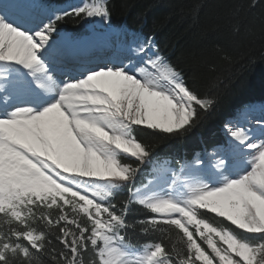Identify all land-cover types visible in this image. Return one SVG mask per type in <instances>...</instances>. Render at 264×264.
<instances>
[{"label": "snow or ice", "instance_id": "obj_1", "mask_svg": "<svg viewBox=\"0 0 264 264\" xmlns=\"http://www.w3.org/2000/svg\"><path fill=\"white\" fill-rule=\"evenodd\" d=\"M71 17L112 29L108 0H0V264H264V105L172 167L138 133L187 136L217 98L151 35L82 56Z\"/></svg>", "mask_w": 264, "mask_h": 264}, {"label": "trees", "instance_id": "obj_2", "mask_svg": "<svg viewBox=\"0 0 264 264\" xmlns=\"http://www.w3.org/2000/svg\"><path fill=\"white\" fill-rule=\"evenodd\" d=\"M247 3L108 0L112 24L153 36L162 52L187 73L192 87L218 100L204 123L187 136L138 133L139 139L156 146V156L188 157L209 149L221 140L219 128L230 113L242 105L264 103V7L249 10ZM77 22L66 18L58 27L76 29ZM152 239L133 236L141 243Z\"/></svg>", "mask_w": 264, "mask_h": 264}, {"label": "rangeland", "instance_id": "obj_3", "mask_svg": "<svg viewBox=\"0 0 264 264\" xmlns=\"http://www.w3.org/2000/svg\"><path fill=\"white\" fill-rule=\"evenodd\" d=\"M44 2L46 3V4H49L46 0H44ZM82 2H84V0H76V1H74V2H72V3H69L68 5H66V6H64V10H67V9H69V6H78V5H80ZM50 5V4H49ZM53 10V9H52ZM72 19H76L78 22V24L76 25L77 27H78V25H79V27L81 28V26L83 25V28L84 29H86V25H88V26H90V25H92L96 30H99V31H103V32H105V31H107L108 32V30H107V26L104 24V23H102V22H100L99 20H94L93 22H91V23H86L84 20H81V19H79V18H76V17H72ZM109 33H111V31L109 32ZM115 34H116V36L117 37H123L119 32H114ZM112 34V33H111ZM110 34V35H111ZM222 127V126H221ZM223 136V135H222ZM196 154V153H195ZM192 155V156H188V159L189 160H191L194 156H196V155H201L200 154V151H199V153L198 154H196V155Z\"/></svg>", "mask_w": 264, "mask_h": 264}, {"label": "bare ground", "instance_id": "obj_4", "mask_svg": "<svg viewBox=\"0 0 264 264\" xmlns=\"http://www.w3.org/2000/svg\"><path fill=\"white\" fill-rule=\"evenodd\" d=\"M98 50H100V49H98ZM95 52H96V51L94 50L93 53H95Z\"/></svg>", "mask_w": 264, "mask_h": 264}]
</instances>
